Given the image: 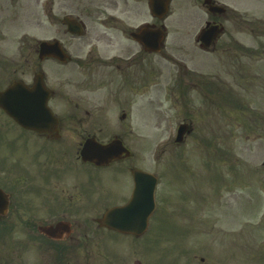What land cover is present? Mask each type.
Masks as SVG:
<instances>
[{"label": "flooded vegetation", "instance_id": "flooded-vegetation-1", "mask_svg": "<svg viewBox=\"0 0 264 264\" xmlns=\"http://www.w3.org/2000/svg\"><path fill=\"white\" fill-rule=\"evenodd\" d=\"M36 1L41 11L29 0H0V189L7 194L0 236L12 237V254L28 252L33 260L43 253L47 264H147L140 261L142 243L157 236L155 229L130 234L101 224L141 220L127 214L135 192L143 195L136 172L149 137L138 111L151 106L155 115L154 106L167 99L184 110L178 125L192 126L187 116L196 100L219 108L223 79L213 68L191 70L193 57L177 52L222 55L226 46L238 83L240 57L252 61L264 54V41L252 45L251 37L240 36H264V23L246 12L257 10L255 0H233L230 42L223 38L228 7L218 10L223 4L210 0L206 7L216 12L186 43L168 36L166 18L153 13L150 0H104L85 7L87 16L80 15L79 0ZM216 25L217 37L201 40ZM165 62L166 72L160 69ZM207 95L214 101L207 104ZM22 111L18 122L14 114ZM107 157L113 159H92ZM157 193L158 187L149 223L161 201ZM122 207L123 213L107 215ZM17 223L26 240L17 239Z\"/></svg>", "mask_w": 264, "mask_h": 264}, {"label": "rangeland", "instance_id": "rangeland-1", "mask_svg": "<svg viewBox=\"0 0 264 264\" xmlns=\"http://www.w3.org/2000/svg\"><path fill=\"white\" fill-rule=\"evenodd\" d=\"M29 1L32 10L38 11L40 7H37V1ZM40 1H43V4L47 0ZM218 1L225 4L228 9L233 6L232 0ZM103 2L104 0H79L80 15L87 16L85 7L101 5ZM254 4L261 12L251 7V10L246 12L255 21L259 19L264 23V0H255ZM245 8L240 6L242 11ZM186 10L178 11L174 19L170 17L169 24L172 28H191L187 33L191 38L194 35L192 28L199 27V15L191 16L193 8L190 5L186 6ZM228 14V19L224 20L226 27L224 38L230 42L234 33L231 21L232 10ZM248 14L241 15L247 19ZM240 36L251 37L252 45L259 44L260 40L264 41V36H249L247 33ZM224 49L222 55L219 53L210 55L197 51L194 52L195 55L177 52V56H192L193 59L188 61V65L193 71L213 68L212 71L218 73L223 79L225 91L231 92L232 88H235L237 91L234 92L239 98L237 107L240 111L239 115L232 103V101L234 103L238 101L233 94H229L227 104L224 102L222 112L214 114L216 119L209 115V111L197 109L196 112L197 107L205 108L201 107L204 104L203 101L196 100L194 105L191 104L190 109L193 115H200V117L195 120L196 127L193 133L177 144V154H175L171 153L176 145L175 141L166 142L164 139L186 116L183 108L165 100L161 94L160 99L164 100L162 103L158 102L157 110L154 106L155 115H150L151 106L138 111L137 117L144 122L143 134L151 139L144 142L142 167L155 171L163 164L166 167L164 176L171 170L167 169L168 166L179 168L176 172L181 173L179 177L181 182L187 184L183 193L177 192L179 188L172 183L171 194L176 193V197L185 195L181 198L185 201H179L177 204L169 201V213H162L160 202L158 203L153 218L154 223H152L157 236L152 241L142 243V250L149 264H178L188 259L193 260L194 264H264V61L248 64L243 60L244 69L246 66L249 69L245 70L244 77L248 72L249 76L258 74V81L256 77L254 79L241 77L237 83L233 77L236 72L232 67L229 49L226 46ZM209 58L213 60L211 66H208ZM241 58L242 56L240 60ZM167 68V62L160 66V69L165 72ZM171 68L173 67L169 69ZM237 85L238 88H236ZM205 101L208 104L214 100L207 95ZM157 133L160 134L157 135ZM179 152L182 153L178 154ZM173 156L174 158L177 156V161L172 158ZM185 167L192 168L187 176L184 173ZM217 181L220 190L219 198L222 200L220 207L217 206L214 195ZM169 184L171 182H168L165 177L162 181L160 179L157 197L159 200L161 198L162 204L170 191ZM203 203H205L204 206ZM200 210L208 212V218L203 222H200L197 217V211ZM215 210L219 211L218 214ZM157 220H159V227L155 226ZM17 224L15 229L17 239L26 240L23 232L25 227ZM11 238L9 234L0 236V264H47L50 262V257L43 253L35 252V258L32 255L33 260L28 259V252L25 255L19 254V251L12 254ZM201 257H204L205 261L201 262ZM133 259L134 257L130 256L128 262Z\"/></svg>", "mask_w": 264, "mask_h": 264}]
</instances>
